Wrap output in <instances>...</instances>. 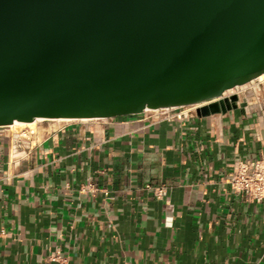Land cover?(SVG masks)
I'll return each instance as SVG.
<instances>
[{
  "label": "crops",
  "instance_id": "crops-1",
  "mask_svg": "<svg viewBox=\"0 0 264 264\" xmlns=\"http://www.w3.org/2000/svg\"><path fill=\"white\" fill-rule=\"evenodd\" d=\"M260 80L206 116L0 126V264H264V199L228 182L264 156Z\"/></svg>",
  "mask_w": 264,
  "mask_h": 264
},
{
  "label": "water",
  "instance_id": "water-1",
  "mask_svg": "<svg viewBox=\"0 0 264 264\" xmlns=\"http://www.w3.org/2000/svg\"><path fill=\"white\" fill-rule=\"evenodd\" d=\"M264 73V0H0V126L238 106Z\"/></svg>",
  "mask_w": 264,
  "mask_h": 264
},
{
  "label": "built area",
  "instance_id": "built-area-1",
  "mask_svg": "<svg viewBox=\"0 0 264 264\" xmlns=\"http://www.w3.org/2000/svg\"><path fill=\"white\" fill-rule=\"evenodd\" d=\"M255 80H259V78ZM195 110L196 107L180 105L146 109L144 112H150V115L156 120H183ZM228 182L234 191L244 193L252 200L261 201L264 199V156L258 159L239 160L230 172ZM156 191L158 195L163 194L162 187H157ZM3 232L0 228V233Z\"/></svg>",
  "mask_w": 264,
  "mask_h": 264
},
{
  "label": "rangeland",
  "instance_id": "rangeland-1",
  "mask_svg": "<svg viewBox=\"0 0 264 264\" xmlns=\"http://www.w3.org/2000/svg\"><path fill=\"white\" fill-rule=\"evenodd\" d=\"M235 91H238L237 87L235 88ZM62 123L63 122H59L58 120H43V121H39L38 122L37 128H30L29 126L25 125L23 127L15 126V127H12V129L14 131H18L20 133L27 132L29 134H30L31 131H34L33 134L41 135L44 132V130H46L47 128L50 129V128H53V127H58ZM41 126L43 127V129L40 128Z\"/></svg>",
  "mask_w": 264,
  "mask_h": 264
},
{
  "label": "bare ground",
  "instance_id": "bare-ground-1",
  "mask_svg": "<svg viewBox=\"0 0 264 264\" xmlns=\"http://www.w3.org/2000/svg\"><path fill=\"white\" fill-rule=\"evenodd\" d=\"M258 78L264 79V73L261 74ZM234 90H235V88H232V89H229L226 92L229 93V92H233ZM188 106L197 107L198 105H188ZM82 119L83 120H86V119H89V118H82ZM43 120H58L59 122H66V121L72 120V118H43V117H40V118H37L36 120H33V121H15L14 123H12L9 126H13V127H15V126L23 127V126L27 125L30 128H37L38 122L39 121H43ZM40 128L43 129L42 126Z\"/></svg>",
  "mask_w": 264,
  "mask_h": 264
}]
</instances>
